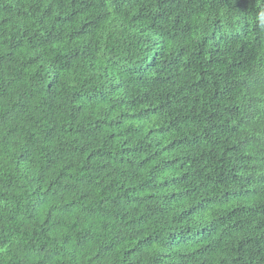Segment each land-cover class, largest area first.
Wrapping results in <instances>:
<instances>
[{
    "label": "trees",
    "instance_id": "16d2710c",
    "mask_svg": "<svg viewBox=\"0 0 264 264\" xmlns=\"http://www.w3.org/2000/svg\"><path fill=\"white\" fill-rule=\"evenodd\" d=\"M264 0H0V264H264Z\"/></svg>",
    "mask_w": 264,
    "mask_h": 264
},
{
    "label": "clouds",
    "instance_id": "9594fccd",
    "mask_svg": "<svg viewBox=\"0 0 264 264\" xmlns=\"http://www.w3.org/2000/svg\"><path fill=\"white\" fill-rule=\"evenodd\" d=\"M259 19L261 20L262 24H264V11L259 14Z\"/></svg>",
    "mask_w": 264,
    "mask_h": 264
}]
</instances>
